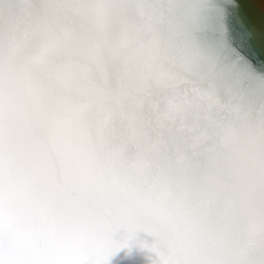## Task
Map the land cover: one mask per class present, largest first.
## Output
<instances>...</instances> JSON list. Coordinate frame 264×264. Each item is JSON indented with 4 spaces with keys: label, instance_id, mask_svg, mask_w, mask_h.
Masks as SVG:
<instances>
[{
    "label": "snow or ice",
    "instance_id": "snow-or-ice-1",
    "mask_svg": "<svg viewBox=\"0 0 264 264\" xmlns=\"http://www.w3.org/2000/svg\"><path fill=\"white\" fill-rule=\"evenodd\" d=\"M0 264H264V0H0Z\"/></svg>",
    "mask_w": 264,
    "mask_h": 264
}]
</instances>
